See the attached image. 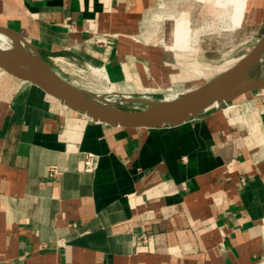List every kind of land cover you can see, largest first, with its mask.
I'll return each instance as SVG.
<instances>
[{"label":"crops","instance_id":"crops-1","mask_svg":"<svg viewBox=\"0 0 264 264\" xmlns=\"http://www.w3.org/2000/svg\"><path fill=\"white\" fill-rule=\"evenodd\" d=\"M180 21L190 37L175 49ZM212 23L261 38L264 0L234 29L210 0H0V27L60 52L52 66L148 97L195 83ZM0 264H264V90L177 125L125 128L0 69Z\"/></svg>","mask_w":264,"mask_h":264},{"label":"water","instance_id":"water-1","mask_svg":"<svg viewBox=\"0 0 264 264\" xmlns=\"http://www.w3.org/2000/svg\"><path fill=\"white\" fill-rule=\"evenodd\" d=\"M0 31L7 33L13 42L10 48L0 47V69L41 87L72 109L106 124L125 128L177 125L199 117L216 103H230L249 92L264 90V78L250 75L264 56V34L249 54L203 85L173 100H161L140 110H129L93 101L90 93L60 75L47 60L60 52L25 48L12 31L4 27H0Z\"/></svg>","mask_w":264,"mask_h":264},{"label":"rangeland","instance_id":"rangeland-1","mask_svg":"<svg viewBox=\"0 0 264 264\" xmlns=\"http://www.w3.org/2000/svg\"><path fill=\"white\" fill-rule=\"evenodd\" d=\"M210 1H213L219 7H224L228 9L229 16L232 19L233 23L229 27L232 29L240 26L247 19V12L249 11L250 4L252 3V0ZM203 26L205 28L202 30L203 32L200 36V43L203 47V50L199 56L200 59L198 64L200 70H198L199 72L196 74L190 72L187 73V75L190 76L195 75V83L193 81H187V83L183 87H178L176 89L174 88L171 91L166 90L164 92L165 94L159 97H148V95L146 94H121L112 87H110V85L107 84V82L102 78V76H100L99 78L101 79H99V74L97 72H94L96 69L94 71H92L91 69H86L84 71L71 72L68 70H62L58 65L59 63H55L54 60L51 61L53 63V66L57 70H60L59 72H61L65 77H68L70 80H73L75 83L80 85L79 88L84 89L88 93L97 94L107 99H110L115 106L121 108L129 110H140L150 106L153 102L165 100L167 96H170L167 97V100L177 98L183 93H187L188 91H191L203 85L205 82L211 80L213 77L229 69L230 67L235 65L239 60L249 54L260 40L259 31L253 29L255 28V25L244 26L243 28H240L236 31L228 32L222 30L223 28L228 27L223 25L222 23L205 24ZM2 37L3 36H1L0 33V47L4 49L12 47V45L6 43L2 39ZM175 37V49L188 47V41L190 37V28L188 23L180 21L176 25ZM250 75L251 77L256 76L260 79L264 78V56L258 62V64L254 66ZM97 90H99V92ZM103 102L105 101L103 100ZM228 104L229 103L215 104L211 107V109L215 107H223L224 105Z\"/></svg>","mask_w":264,"mask_h":264},{"label":"built area","instance_id":"built-area-1","mask_svg":"<svg viewBox=\"0 0 264 264\" xmlns=\"http://www.w3.org/2000/svg\"><path fill=\"white\" fill-rule=\"evenodd\" d=\"M170 97V96H167ZM167 97L165 99H167ZM174 97V96H171ZM98 165V159L93 153H88L86 155L85 161H84V170L87 172H94ZM51 173L53 176H58L61 174V172L56 168H51Z\"/></svg>","mask_w":264,"mask_h":264},{"label":"bare ground","instance_id":"bare-ground-1","mask_svg":"<svg viewBox=\"0 0 264 264\" xmlns=\"http://www.w3.org/2000/svg\"><path fill=\"white\" fill-rule=\"evenodd\" d=\"M0 33H1V36H3L2 37V39L6 42V43H8V44H10V45H12L13 46V42H12V40H11V38H10V36H8L7 35V33H5V32H3V31H0ZM18 41H19V43L23 46V47H27L26 45H25V43L23 42V41H21L20 39H18ZM4 45V44H3ZM97 71V70H96ZM100 79V78H99ZM96 81V80H95ZM89 83V82H88ZM95 83H97V82H95ZM101 83H102V81H101ZM104 83V82H103ZM87 86V85H86ZM89 86V85H88ZM104 86V85H103ZM91 90V89H90ZM113 90V89H112ZM93 101H95V102H103V100L105 101V103L106 104H108V105H114V103L110 100V99H107V98H105V97H102V96H100V95H97V94H91V97H90ZM173 99H175V98H172V99H168V100H173ZM165 100H167V99H165ZM216 104H218V103H216Z\"/></svg>","mask_w":264,"mask_h":264}]
</instances>
